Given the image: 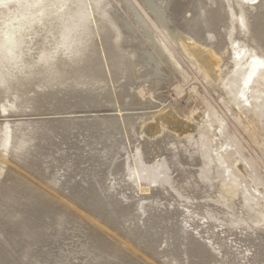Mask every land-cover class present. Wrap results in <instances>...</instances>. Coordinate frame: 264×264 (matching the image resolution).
Returning <instances> with one entry per match:
<instances>
[{
	"label": "rangeland",
	"instance_id": "374dc122",
	"mask_svg": "<svg viewBox=\"0 0 264 264\" xmlns=\"http://www.w3.org/2000/svg\"><path fill=\"white\" fill-rule=\"evenodd\" d=\"M153 4L166 27L144 0H0V264H264V57L232 11L210 84L179 34L218 0ZM175 110L196 125L178 132L195 199L177 186L186 144L142 132Z\"/></svg>",
	"mask_w": 264,
	"mask_h": 264
},
{
	"label": "bare ground",
	"instance_id": "6f19581e",
	"mask_svg": "<svg viewBox=\"0 0 264 264\" xmlns=\"http://www.w3.org/2000/svg\"><path fill=\"white\" fill-rule=\"evenodd\" d=\"M144 1L155 14L158 23H160L163 27H166L168 23L166 18H164V11L162 9L160 11L157 7H155V5L153 4V0ZM245 2L249 3L246 4ZM231 4L233 8L232 10H229L227 4L225 3V0H218L217 7L215 9H210L207 6L203 7L202 5H198L199 7H196L195 14L191 16L186 22L187 30L185 29V31L189 39H187L185 36L184 37L186 39H183L181 38L183 34H179V40L183 42V46H185V49L190 58L195 61L196 64L200 67L199 69L205 75V80L210 84H216L221 81V78L223 79L225 76L224 68L226 67V65L229 66L230 64L229 58L231 56V48L229 47L227 35L230 33L232 27V25L230 24L232 11L234 12V16L236 17V19H243L244 26L247 27V24L249 25V27H247L248 35L243 40L241 39L242 42L259 50L264 57V0H257L256 2H251L249 0H231ZM195 17L199 19L198 22L196 21V24H194V21H192V19H194ZM46 18L47 17L42 19V24L44 26H49V24L53 20L46 21L48 20V18ZM136 21L140 26H144L145 28H147L145 21L140 16H137ZM36 26H34V30L38 32L43 28L42 27L40 29H37ZM146 30L148 31V29ZM234 30L236 31V29ZM202 32H213L217 35V42L213 50L205 48L203 37L199 36ZM171 35L174 39H177L178 37V35H175L174 33H171ZM152 59V57L148 58V60ZM157 75H160V70L158 67V62L155 61L154 70L149 76ZM175 112H168V116H166V112L162 113L161 115L159 114L158 116H156L158 113H155L154 115L156 117H154L153 119L155 123L147 124L142 132L144 133V136L148 138V141H154L156 143L164 142V146L166 147L167 152L171 151V149L175 145H180V142L186 144V148L180 147L178 151L181 154H184L185 151L188 152L186 155L184 154L187 158L186 164L188 167L186 171L181 173L179 178L177 179V186L182 194L186 196H192L191 199H195V197L199 198L200 190L196 185V177L193 171L196 164V155L194 153V147L188 143L187 139H185V136L189 132H196V125L191 124L187 120L186 112H183L182 114H180L178 110H175ZM188 114H190V112H188ZM178 115L184 117L187 120V122H183V127L178 126L180 123L178 121ZM120 118L124 119L125 117L121 116ZM194 121L196 123L200 122L201 115L195 116ZM169 124L172 125L175 129L174 132L176 133V135H179L176 136L177 138H174L169 134L167 135V137L164 136V132H166L168 128H170L168 126ZM179 131H181V134L184 133L185 136L182 137V135L178 133ZM160 136H162L163 138L159 139ZM231 189L230 190L232 192H237L234 187H231ZM233 201V198H231L229 206H232L234 208V204L236 205V203L233 204ZM235 209L237 210V208ZM220 213L223 214L224 212L222 213L221 211L219 212V214ZM226 213L225 214L228 216L230 212L226 211Z\"/></svg>",
	"mask_w": 264,
	"mask_h": 264
}]
</instances>
